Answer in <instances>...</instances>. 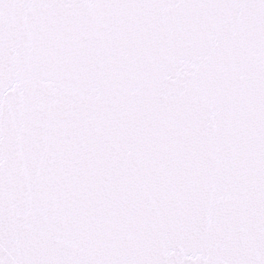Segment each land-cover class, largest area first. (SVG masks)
<instances>
[{"label": "snow or ice", "instance_id": "obj_1", "mask_svg": "<svg viewBox=\"0 0 264 264\" xmlns=\"http://www.w3.org/2000/svg\"><path fill=\"white\" fill-rule=\"evenodd\" d=\"M0 264H264V0H0Z\"/></svg>", "mask_w": 264, "mask_h": 264}]
</instances>
